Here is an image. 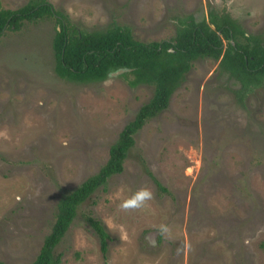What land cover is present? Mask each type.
Segmentation results:
<instances>
[{"label": "rangeland", "instance_id": "374dc122", "mask_svg": "<svg viewBox=\"0 0 264 264\" xmlns=\"http://www.w3.org/2000/svg\"><path fill=\"white\" fill-rule=\"evenodd\" d=\"M46 1L78 29L116 23L142 42L169 40L186 15L207 19L213 7L264 43V0ZM57 28L48 16L0 36V264L33 262L58 201L106 162L154 91L152 83L131 85L132 75L87 83L59 77ZM134 139L123 171L78 206L55 247L62 264H264V79L242 94L219 60L197 58L168 107ZM141 186L154 199L120 210ZM88 215L109 234L106 257ZM161 224L171 239L159 234Z\"/></svg>", "mask_w": 264, "mask_h": 264}, {"label": "trees", "instance_id": "16d2710c", "mask_svg": "<svg viewBox=\"0 0 264 264\" xmlns=\"http://www.w3.org/2000/svg\"><path fill=\"white\" fill-rule=\"evenodd\" d=\"M48 16L54 17L59 26L52 39L54 70L59 77L87 83L105 80L112 72L123 69L122 76H133L131 85L152 83L154 91L150 100L123 126L109 148L106 162L58 201L55 222L31 264H62V254L55 252V247L69 229L78 206L104 186L108 178L123 171L124 161L135 143L134 135L147 120L168 107L170 96L193 60L201 57L219 60L220 68L233 83L239 84L242 94L264 79L262 40L246 34L227 12L218 13L213 7L209 8L207 19L186 15L169 40L142 42L133 37L128 26L116 23L99 30L78 29L46 0H31L16 9L0 6V36L5 28L18 29L25 20ZM86 220L106 257L108 232L99 219L88 215Z\"/></svg>", "mask_w": 264, "mask_h": 264}, {"label": "clouds", "instance_id": "9594fccd", "mask_svg": "<svg viewBox=\"0 0 264 264\" xmlns=\"http://www.w3.org/2000/svg\"><path fill=\"white\" fill-rule=\"evenodd\" d=\"M152 199H154L153 191L148 187L141 186L130 197L123 199L118 207L124 212H131L143 208ZM158 231L161 236L168 239L172 238L169 225L161 224Z\"/></svg>", "mask_w": 264, "mask_h": 264}, {"label": "water", "instance_id": "95a60500", "mask_svg": "<svg viewBox=\"0 0 264 264\" xmlns=\"http://www.w3.org/2000/svg\"><path fill=\"white\" fill-rule=\"evenodd\" d=\"M123 71H124L123 69H119V70H117V71H115V72H112L111 74H112V75H117V74L122 73Z\"/></svg>", "mask_w": 264, "mask_h": 264}]
</instances>
